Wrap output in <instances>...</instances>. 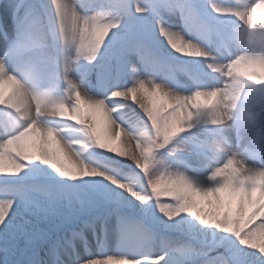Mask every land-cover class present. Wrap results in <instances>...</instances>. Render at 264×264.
I'll return each mask as SVG.
<instances>
[{
    "label": "snow or ice",
    "instance_id": "6c2138e0",
    "mask_svg": "<svg viewBox=\"0 0 264 264\" xmlns=\"http://www.w3.org/2000/svg\"><path fill=\"white\" fill-rule=\"evenodd\" d=\"M7 14L0 264H264V51L237 32H264V0Z\"/></svg>",
    "mask_w": 264,
    "mask_h": 264
},
{
    "label": "clouds",
    "instance_id": "9594fccd",
    "mask_svg": "<svg viewBox=\"0 0 264 264\" xmlns=\"http://www.w3.org/2000/svg\"><path fill=\"white\" fill-rule=\"evenodd\" d=\"M238 37L241 40L242 43H245L247 45L256 46L259 48V50L264 51V32L260 31H253L250 28L247 27H240L237 29ZM50 95L54 98L57 93L51 92ZM244 118L246 120L248 119H254V115L252 110H246L244 112ZM206 147L216 153L223 150V145L221 138L218 137H210L207 141Z\"/></svg>",
    "mask_w": 264,
    "mask_h": 264
},
{
    "label": "rangeland",
    "instance_id": "374dc122",
    "mask_svg": "<svg viewBox=\"0 0 264 264\" xmlns=\"http://www.w3.org/2000/svg\"><path fill=\"white\" fill-rule=\"evenodd\" d=\"M6 2V3H5ZM9 2V0H0V13H3V15H5L6 12H3L2 10L5 9V7L7 6V3ZM13 3H23V4H29V3H36L38 2V0H12ZM7 9V8H6ZM3 15H0V19H3L4 22V26H5V21H4V17ZM173 22L179 23L178 18H176ZM6 28V27H5ZM8 35L9 34H13V27L10 28H6ZM2 39V38H1ZM3 40V39H2ZM137 111H139V109H137ZM111 224H114V220L110 222ZM70 227H75V225H71ZM39 228L41 229H49V224L47 222L44 221H40L39 222ZM57 235H70V232H68L67 229H65L62 233H56L55 231L52 232V238L55 239ZM88 240L91 244H95V240L92 237L91 233L87 234Z\"/></svg>",
    "mask_w": 264,
    "mask_h": 264
},
{
    "label": "bare ground",
    "instance_id": "6f19581e",
    "mask_svg": "<svg viewBox=\"0 0 264 264\" xmlns=\"http://www.w3.org/2000/svg\"><path fill=\"white\" fill-rule=\"evenodd\" d=\"M6 3V2H5ZM20 3V2H19ZM7 6L5 7L4 10H2L3 12H6L5 15H3L4 17V21H5V26L6 28H10L12 27V22H11V17L7 14ZM23 11V10H22ZM0 23H3L4 25V22H3V19H0ZM14 34V33H13ZM13 34H9V37L13 36ZM4 49V41L0 38V52H2ZM231 131L229 132V135H231Z\"/></svg>",
    "mask_w": 264,
    "mask_h": 264
}]
</instances>
